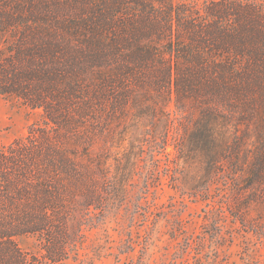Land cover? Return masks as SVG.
<instances>
[{
	"label": "trees",
	"instance_id": "16d2710c",
	"mask_svg": "<svg viewBox=\"0 0 264 264\" xmlns=\"http://www.w3.org/2000/svg\"><path fill=\"white\" fill-rule=\"evenodd\" d=\"M0 96L41 113L0 147V264L80 255L124 201L111 147L144 117L132 147L238 181L229 210L264 230V2L0 0Z\"/></svg>",
	"mask_w": 264,
	"mask_h": 264
},
{
	"label": "rangeland",
	"instance_id": "374dc122",
	"mask_svg": "<svg viewBox=\"0 0 264 264\" xmlns=\"http://www.w3.org/2000/svg\"><path fill=\"white\" fill-rule=\"evenodd\" d=\"M170 110L177 111L174 102ZM40 117L39 111L0 96V147L26 135ZM141 123L108 157L112 174L125 178L123 203L97 228L86 230L85 249L62 264H264V230L244 226L228 208L239 182L213 174L197 158L181 160L173 172L166 154L151 157L129 144L141 139L147 117ZM173 151L169 146L167 152ZM132 152L137 154L129 161ZM259 215L264 211L258 206L251 217ZM19 242L39 253L36 236Z\"/></svg>",
	"mask_w": 264,
	"mask_h": 264
}]
</instances>
